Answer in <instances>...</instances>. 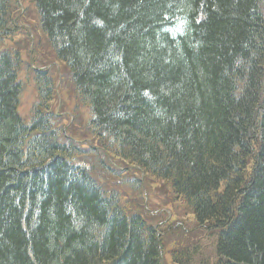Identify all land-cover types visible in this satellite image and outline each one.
Returning <instances> with one entry per match:
<instances>
[{
    "label": "trees",
    "instance_id": "trees-1",
    "mask_svg": "<svg viewBox=\"0 0 264 264\" xmlns=\"http://www.w3.org/2000/svg\"><path fill=\"white\" fill-rule=\"evenodd\" d=\"M4 15L0 264H264V0H0ZM30 40L77 102L65 147L51 142L65 130L57 83L23 59ZM74 138L96 152L82 170ZM125 162L170 187L186 230L173 213L165 229L148 222Z\"/></svg>",
    "mask_w": 264,
    "mask_h": 264
},
{
    "label": "rangeland",
    "instance_id": "rangeland-1",
    "mask_svg": "<svg viewBox=\"0 0 264 264\" xmlns=\"http://www.w3.org/2000/svg\"><path fill=\"white\" fill-rule=\"evenodd\" d=\"M29 9H32L31 5L26 2L25 6ZM30 16L33 18V14H30ZM34 22L33 20L28 22L29 24H32ZM25 24V22H23ZM29 24H26L29 28ZM26 28V27H23ZM29 30V29H28ZM37 40L40 38L39 35H37ZM24 40L25 34L20 37H16L15 40ZM30 45V46H29ZM29 45H26L25 49L23 50V59L26 63H32L33 61L36 63L39 70H48L51 73L52 79L54 84L57 83L56 91L58 93L57 99L54 97L52 101L53 109L61 114L60 117L62 119V123L65 125V130H69L72 125H69V119H74L73 117V111L75 110V107L77 106V102L73 97L69 96V92L67 88L62 87L61 80L66 74V71H63L59 65L52 64V56L49 51V49L44 48L43 46L40 47L39 53L34 54V46L35 43L32 45V41H29ZM38 61V63H37ZM21 82L23 84V94L21 98V105H20V114L26 118L29 119L32 113V109L34 105L37 102V93L35 90L34 83L32 81V77L29 74V72H23L21 75ZM61 89L66 90V92L62 91ZM59 98V100H58ZM77 113L79 114L78 120L80 122L79 125H83L85 121L87 120V109L86 108H79ZM74 121V120H73ZM136 177L140 178L139 174H136ZM147 184L143 186L141 193L138 194L139 199L143 201L146 208V212L144 215L147 216L148 222L156 227V229L160 230L165 229V224L163 223L165 220H167V217H171V214H174V222L176 223L175 228H179L180 226L186 230V224L185 220L188 218L189 211L181 201L174 200V195L172 194V190L168 185H162L160 183H156L153 181V179L149 178L147 179ZM156 183V184H155ZM143 192V193H142ZM161 212H160V211ZM181 211V215L178 216L175 214V212ZM169 214V215H168ZM190 216L192 217L193 214L190 213ZM189 224L191 223L188 222ZM161 224V225H160ZM172 246H168L170 249ZM165 253V252H164ZM170 255L166 254V263L169 264L170 262ZM213 260L212 257H209L206 259L205 264H212Z\"/></svg>",
    "mask_w": 264,
    "mask_h": 264
},
{
    "label": "bare ground",
    "instance_id": "bare-ground-1",
    "mask_svg": "<svg viewBox=\"0 0 264 264\" xmlns=\"http://www.w3.org/2000/svg\"><path fill=\"white\" fill-rule=\"evenodd\" d=\"M8 19H9V16L8 15H4L3 17L0 18V23L5 24V23L8 22ZM14 21H16V19H14ZM8 43H9L8 46H11V49H13V51H15V49H17V47L15 45V40L14 41L13 40H10ZM3 44H6V43L5 42H2L1 45H3ZM22 55H23V53H22ZM43 71H46V70H43ZM57 114H59V113H57ZM69 122H70L69 125H72V126L74 125V122H73V120L71 118L69 119ZM70 137L71 136H70L69 130L64 131L62 134H60L58 132L57 134L53 135V137L51 138V140H52L51 142L57 143L60 146L65 147L66 144L69 141H71V138ZM75 141H81L82 142V139L81 138H74V146H73V148L77 150V156L80 155L81 160H79V162L78 161H75V160H72V161H74V164H75V166H76L77 169H81L82 170L84 166H82L81 163L88 162L91 159L90 162L87 164V166H90L91 161L93 162V160H94L93 157L95 156V153L96 152L95 153L89 152V149H88V147L85 144L79 143V142H75ZM85 152L89 156V159L88 160H86L85 158H83ZM66 155H67L68 159H69V156L71 157V155L69 153H66ZM68 162L70 163V160H68ZM77 169H74V168L73 169H70V173H71V175L74 178H82V177H85L86 176L82 171L77 170ZM86 170H87V174H91L92 176H95V177L98 175L96 172L93 171V169L86 168ZM120 171H122L124 174H128V175H132L135 172V175L136 174H139L140 175V178L139 179L141 180V182L143 183V185L144 184L146 185L148 183L147 180L145 179V177L142 175V173L138 170V168H136V166L131 165L128 162H125L121 166V168L118 169L116 172H120ZM136 171H138V172H136ZM113 178H114V180L116 179L117 182H119L121 185L124 186V184H123L124 181L122 179H120L119 173H114L113 174ZM101 181H103V180H101ZM102 184H106V183H102ZM105 190H107V189H105Z\"/></svg>",
    "mask_w": 264,
    "mask_h": 264
}]
</instances>
